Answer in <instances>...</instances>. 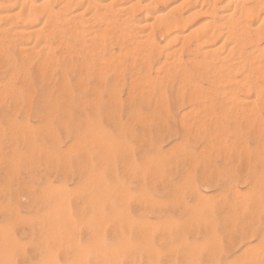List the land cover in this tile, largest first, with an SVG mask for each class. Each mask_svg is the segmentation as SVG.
Instances as JSON below:
<instances>
[{"label":"rangeland","instance_id":"obj_1","mask_svg":"<svg viewBox=\"0 0 264 264\" xmlns=\"http://www.w3.org/2000/svg\"><path fill=\"white\" fill-rule=\"evenodd\" d=\"M40 1H42V0H40ZM58 1L59 0L49 1L50 2L49 5L51 4L50 7L51 6L57 7L58 3H59ZM177 1H179V0H177ZM183 1H185V0H183ZM191 1H192V3H191ZM207 1H209V0H206V2ZM214 1L216 2L217 0H214ZM214 1L210 0L209 1L210 3L207 2L208 3L207 4L204 1L202 2V0H196V1L195 0H189V1L187 0L185 3H183L184 5L182 4L183 5L182 10H179V12L180 11L187 12L188 10L191 9V7H192V9H195V7H196L195 10H197L199 8L198 13L199 12L201 13V14L199 13L200 15H198V13L196 12L192 16L193 18H196V19L194 20L193 18H191V21H189V24L187 25V27L184 30V32L186 31L185 33H187L188 31L194 30L195 33L191 34L192 36L190 35V36L185 38L186 44L187 45L189 44L188 47L191 46V47H193L194 50H195L196 43L198 44V40H200V39L203 40L205 34H208L209 31H211V29H212L211 25H213V23H211V21H210L212 16L209 14L210 12H208V10L213 11L212 7H214L216 5V6H218L217 8L219 9L218 13H221L222 10L219 7L225 4V0H218L217 1L218 3L217 2L215 3ZM120 2H122V1L120 0ZM85 3L87 4L86 1L83 3L80 2L79 5H82L81 6L82 9L79 8V10L83 11L86 8V13H87L89 9L87 10V6L84 5ZM152 3H153L152 5H154V3H155L154 0H152ZM156 3L153 6V8L155 10L157 9V11H159V12L161 11L160 13H163V12L165 13V11H167L166 9L171 8V7H169L171 3H169L168 1H167V3L166 2L160 3L158 1ZM190 3L192 5H189ZM193 3H195V4H193ZM199 3H201V7H200ZM212 3H213V5L215 3V5L212 6ZM252 3H253V0H247L245 4H252ZM210 4L212 7L209 6ZM156 5L158 7H155ZM186 5H189L188 8ZM83 6H86V7H83ZM217 8H216V10H217ZM99 9H100V10H98L99 13L102 12V10H103V12H106V11H104V9H101V8H99ZM137 9H138V7L133 10L131 15H134L135 17L140 18L143 15H142L141 9L140 10L139 9L137 10ZM200 10H202V11H200ZM90 12L87 13L88 15L84 13V15H86L84 20H83L84 23L83 22L80 23V24H83V26L78 24V28H84L85 27V28H88L90 30L84 28L86 31L84 30L85 33H82L83 29H81L78 33L80 34V32H81L82 35L80 34V35H78L79 37H77V39L79 38L77 40V43L80 42L79 44L83 45V43H81V42H82V40L85 39V42L86 41L87 42L84 44L86 47H88V48L90 47V49L86 48V50H84V49H82L81 45L78 44L76 46L77 43H75L73 41V39H71V37L70 38L66 37L67 39L68 38L71 39V40L68 39V41H70L69 42L70 44H72V42L74 44L75 49H72V51H74L72 53H70L68 51L67 53L61 52L62 53L61 54V53H58L57 51H55L54 53L51 51V52H49L50 53L49 54L48 52L46 53L45 51L44 52H42V51L35 52V51H30L28 49L29 50L28 52H30L31 54H34V53L35 54L37 53V54L30 56L31 55L30 53L29 54L25 53L26 54L25 55L19 51V46L21 44V41H23L22 43L24 44V43H30L33 40L28 41V40L22 39L20 37H18L19 40H17V38L16 39L13 38V36L15 37L16 35H11V33H8L5 30H3L2 29L3 25H1V24H4V22L0 21L1 22L0 28L2 29V32H0V38H1V41H3V43L0 41V45H1L0 50H2L1 47H3V49H4V50H2V52L0 51L1 53H4V54H0L1 55L0 56V58H1L0 59V65H2V67H0V96H1L0 97V264H51V263L52 264H264V180H263L264 179V176H263L264 175L263 174L264 173V158H263L264 157V149H263L264 147L261 146V142H260L261 138H262V140H264L263 139L264 138V130L261 131V129H260L261 127L259 128L260 124H262L264 121V116L263 115H256L257 121H258L259 116L261 117V118L259 117V120L263 119L262 123H260V121H259V122H257L258 124L256 123V121L253 122L255 119L251 120L252 115H247V117L245 116L246 120L243 118V115H242V119H241V115L237 116V117H239L240 120L236 117V115H233V117H232L233 122L230 121L231 120L230 116H232V115H230V116L228 115L230 118L227 117V119H226L227 122L224 121L225 119H223V118L221 120H219L221 118V116L220 115H219L220 117L218 115L215 116V114H218V112H216V111L221 110V107L223 106L222 104L225 101L226 97H224L225 95H223V98H221L222 97L221 96L220 98L223 100L220 102L219 96L221 94H224V93L220 92L221 93L220 94L218 92L216 94H220V95L216 96L215 92H217L218 88L220 90L224 89L223 91H225V88H227V90L229 89V86L227 83H226L225 87L220 86L221 84L222 85L225 84V83L223 84V81H222V83L220 81L224 76L222 71H221V73L223 76H221V73H219V72L218 73L220 75L215 73L216 75L219 76V78L217 77L218 80L216 78H214V77H216L214 74L210 73L211 71L213 73H214V71H216V70H210V69H213V67L215 65L217 67L219 62H217V60H212L215 58V57L212 58V56L206 58V56L202 52H200V53L198 52V55H195V53L194 54L192 53L193 55L190 53H187L186 51H188V50L185 47L184 39H180L179 40L180 42L177 41L176 44L173 43L172 45L170 44V46H168V47L174 46L171 48V51L174 52L175 51L174 49L175 48L178 49V46H181L180 44H181V42H183L184 45L182 44V47H179V49H178V51L180 50L182 54L179 53L180 51L179 52L175 51L174 53L171 52L172 53L171 56L169 55L170 59L167 58L169 60V62H168V60L167 61L164 60V58H166V52L165 51L167 50L166 47H167L169 41L168 42L166 41V40H168V33L166 32L164 34L165 31L163 32L164 29H162L163 26H162L161 20H154L152 17L149 18V22H148L149 24L147 23L148 28L151 27V24H153V21L155 23H158V24H155V23L153 24V26H155V28H153V26L151 27V30L155 29L152 31V33H151L150 28L148 29L146 27L143 28V31H142V28L141 29L137 28V31H135L136 29L134 30V28H135L134 26H132V28H131V26L130 27L127 26L129 30L131 28V31H129V30L127 31L126 24L122 25L121 21H120V23H119V21H118V23L116 21L115 24H113L112 26H114V27L117 25H119V26L117 28L112 27V32L116 31L117 33L119 32L120 34H117L116 32H114V33L111 32V34H113L112 35L113 37H114V35L121 36L123 33L128 34V37L123 34L124 35V36L122 35L123 38L122 37H119V38L121 40L122 39L124 40L125 38H127V41L130 43V42H133V40L139 36V33L136 34L137 32H140L141 35H143L144 32H145V34L150 32L151 34L150 33L147 34L146 37L152 35V38H153V39H150V37H148L149 40L147 38H146L147 40L144 38L145 41L143 42V45L137 46L138 48L137 47L135 48V49H137V50H135V52L133 50L132 53H129L130 55L129 54L126 55L125 54L126 52H124V51L122 53H120L121 50H120L119 46L116 44L117 42L115 40H113V41L108 40L107 41L106 39H108L109 37H106L105 35H104L105 37L102 36L103 38L100 37L101 34H98V35H100L99 37H98V35H93L95 33L91 32V31H94L95 29L94 30H91V29L96 28V27H97L96 30L99 27L103 28L106 26V24H105L106 22H104L105 19L103 16L101 18H99L98 15H94V18H92L93 16L89 15ZM91 13L94 14L93 11ZM113 13H111V15H114ZM177 13H178V10H177ZM177 13H173V14L176 15ZM203 13H205L207 16H205V14H203ZM115 14L116 15H114V16H115V18H117L115 20H120L119 17H121V15L118 12ZM107 15H105V17H108V18L111 17V16H109L110 13ZM88 16H90V17L88 18ZM97 16H98V18H97ZM194 16H196V17H194ZM37 19L39 20V26H41L44 23V19L42 17H40V19L38 17ZM92 19H94V20L92 21ZM96 19H101V20L99 21ZM207 19L208 20L210 19L209 20L210 22L207 21ZM102 20H103V23H101ZM151 20H153V21L150 23ZM157 21H159V22H157ZM86 22H88V23H86ZM203 22H205V23L203 24ZM98 23H100V24H98ZM201 23H202V25H201ZM90 24H91V26H93V25H95V26L91 27ZM199 24H200V28H199ZM46 25L48 26L49 24H46ZM57 25L59 26V24H57ZM47 26H45L44 28H47ZM123 27L125 29V32H124ZM1 29H0V31H1ZM47 29H44V31ZM120 29L121 30L123 29V30L118 31ZM138 29H140L141 31ZM144 29H145V31H144ZM104 30H106V28H104ZM109 30L111 31V28ZM109 30L105 31V33L107 32L106 35L110 34V32H108ZM87 31H88V33L86 34ZM101 31H102V29H101ZM97 32L99 33L100 30H98ZM153 33L155 35H153ZM8 34H10V36ZM111 34H110V36H111ZM4 35H6V36H4ZM86 35L88 37L90 36L89 37L90 39ZM141 35L138 38H140ZM118 36H115V38ZM129 36H131V37H129ZM191 37H193V38H191ZM9 38H10V40L12 39L11 42H9V43H12L11 45L16 44V41H18L17 45H14V48H13V46L9 47V43H8ZM92 38H93V40L95 38L96 41L95 40L92 41ZM13 39H15V43H14ZM80 39H81V41H80ZM150 40L153 43V45H151V43H149ZM202 40H201V42H203ZM89 41L92 44H90ZM98 41L99 42L101 41V43H97V44L94 43V42H98ZM114 41L116 43H114L115 45H112V47H111L110 43L114 42ZM194 41H196L195 44H194ZM105 42H106V44H105ZM107 42L109 44H107ZM6 43H8V44H6ZM125 43H126V41H125ZM159 43H160V46H159ZM5 44L8 46H6ZM101 44H102V46H101ZM111 44H113V43H111ZM127 44L128 43H126V45ZM144 44L146 47H144ZM157 44H158V46H157ZM177 44H179V45H177ZM94 45H96V46H94ZM97 45H100V47H102V48L104 47V48L103 49L99 48V46H97ZM105 45H107V46H105ZM4 46H6V47H4ZM15 46L16 47L18 46V47L16 48ZM92 46L95 48V50L99 49L98 52L95 53V50ZM109 46L111 47V49ZM156 46L159 47V48H156L157 52L155 51V48H154ZM162 46H164V47H162ZM8 47L9 48L12 47L13 48V49L11 48L12 51H9L10 49ZM143 47H144V49H143ZM77 48H78V51H77ZM83 48H84V45H83ZM148 48L149 49L153 48L154 50L152 51L151 49L149 50ZM160 48L162 49V51ZM100 50H103V51H100ZM111 50H112V52H111ZM118 50H120V52ZM84 51H86V53ZM88 51H90L91 54ZM139 51H141V52H139ZM143 51L145 52V55H144ZM219 51L220 50H218V52L216 54H220V56H222V51H220V53H219ZM40 52L43 53V54H41V57H40ZM79 52H80V54H79ZM100 52L102 54H100ZM149 52H150V55L148 54ZM152 52H154V53H152ZM21 53H22V55H21ZM176 53H178L180 55H176ZM46 54H49V55H46ZM66 54L70 58L68 56H66ZM99 54L103 55V56H99ZM118 54H119L120 58H119V56H117ZM122 54H123V56H122ZM152 54L153 55L155 54L154 57ZM9 55H10V57H9ZM137 55L139 58L137 57ZM173 55L175 57H173ZM190 55H192L191 57H193V58H191V57L189 58ZM25 56L27 57V59ZM49 56H50V59H49ZM51 56L53 58H51ZM88 56H93V57L91 58ZM128 56L131 58H129ZM215 56H218V55H215ZM2 57H4L5 60ZM29 57H33V58H29ZM63 57H64V59H65V57L68 58L67 61H66V59L64 60ZM104 57H106L105 58L106 61H105ZM111 57L113 58V60L110 59ZM126 57H128L129 59ZM19 58H21V59H19ZM55 58L59 59L62 64L58 63L59 61L57 60L58 61L57 62L55 60ZM88 58H91V59H88ZM99 58L102 59V60H100V63H98ZM137 58L139 59V61ZM176 58H178V60H179L178 62L176 61ZM180 58H181V60H180ZM202 58L206 61H203ZM73 59L75 60V62ZM79 59H80V61H79ZM119 59H121L120 60L121 62H119ZM132 59H134V60H132ZM190 59H192V60H190ZM198 59H199V61L200 60L201 61L199 62ZM9 60H11L12 62L10 63ZM50 60H51V62H50ZM62 60H63V62H62ZM71 60H73V61H71ZM86 60H87V62H84ZM108 60H110V62ZM147 60H149V61H147ZM171 60H173V61L171 62ZM27 61H29V62H27ZM53 61H55V63ZM68 61H69V63H68ZM78 61L80 63H82V62L83 63L80 64ZM115 61L116 62L118 61V63H117L118 65L116 64ZM133 61H135V62H133ZM164 61H166V62L164 63V65H162V63ZM193 61H195V63ZM197 61H198V64L201 63V64H199V67H198V64L196 63ZM39 62H41V64ZM48 62H50V63L48 64ZM146 62L148 63V66L147 65L145 66ZM149 62H150V65H149ZM173 62H174V64H172ZM63 63H64V67H62ZM110 63H112V64L110 65ZM160 63L162 65L160 67L161 69L158 67V66H160ZM178 63H180V64H178ZM6 64L8 65V67L6 66ZM69 64H71V65H69ZM114 64L117 66H115ZM128 64H129V66H128ZM157 64H159V65H157ZM176 64L178 65L179 70L177 69ZM21 65H23V66H21ZM41 65H42V67H41ZM108 65H109V67H107ZM124 65L126 67H128V69L125 68ZM194 65H196V67ZM205 65L208 69V72L210 70L209 73L212 75V76L209 75V80L211 78L210 82L208 81V78H207V80L206 79L205 80L200 79L203 76H205V78L208 77L207 74H209V73L204 72V71H206V70H204V69H206V67H203ZM39 66H40V68H39ZM46 66H47V68H46ZM93 66L94 67L97 66V68H94ZM99 66H101L100 67L101 69L99 68L100 71L98 69ZM121 66L125 70L120 69ZM184 66L187 68L182 69V68H185ZM5 67H7V68H5ZM21 67H23V68H21ZM43 67H45V68H43ZM67 67H68V69H66ZM69 67H70V69H69ZM91 67L93 68L94 73H93ZM102 67H103V69H102ZM110 67L111 68L115 67V69L113 68L114 71H113V69L111 70ZM118 67H119V69H117ZM15 68H16V70H14ZM32 68H33V70H32ZM62 68H64V69H62ZM157 68H159L160 70ZM52 69H54L55 72ZM61 69H62V71H59ZM80 69L82 70V73H81ZM146 69L148 70V72ZM170 69H172V71ZM181 69H182V72L186 74L185 77L183 76L184 74L181 72ZM19 70L20 71L22 70L21 71L22 73ZM96 70L99 71L100 73L96 72ZM108 70H110V71L108 72ZM177 70L179 72H177ZM188 70H189V72H188ZM44 71H46V72H44ZM85 71H87V72H85ZM102 71H105V72L101 73ZM161 71L162 72L164 71V73H162ZM200 71L201 72L203 71L204 73L202 72V75H201ZM48 72H49V74H48ZM60 72H62V74ZM71 72H73V74ZM172 72L173 73L175 72V74L173 76H171ZM187 72L189 74L191 73L192 75H194L195 73L196 74L194 76H192L191 74L189 75ZM13 73H15V74L13 75ZM106 73H107V75H106ZM176 73H178V74H176ZM8 74H11V75H8ZM26 74H27V76H25ZM37 74H38V76H36ZM65 74L67 75V77ZM82 74H83V76L84 75L85 76L82 77L81 76ZM103 74H104L105 80L102 77ZM109 74H111V75H109ZM16 75H17V78H16ZM168 75H170L169 78H168ZM28 76H29V78H28ZM61 76L65 77V78L60 79L59 77H61ZM156 76H158V77L160 76L159 77L160 81H159L158 77H156ZM162 76L164 78H162ZM187 76H189V77H187ZM198 76L200 78H198ZM236 76L238 78L239 75H236ZM21 77H25V78H21ZM76 77L78 78V80L75 82ZM174 77H175V79H174ZM183 77L186 79L181 80V79H183ZM11 78H13V79H11ZM143 78H146L151 82H149L148 80L143 79ZM165 78H167V79H165ZM21 79H24V80H21ZM92 79H93V81H92ZM98 79H100V80H98ZM155 79H157V80H155ZM214 79H216L217 81ZM25 80H26V82H25ZM84 80H85V82H84ZM114 80L116 81L115 83H113ZM201 80H202V82H201ZM61 81H63L62 85H61ZM143 81H147L148 83L147 82L145 83ZM157 81H159V82H157ZM211 81H213L214 84H212ZM81 82H82V84H81ZM103 82H104V84H103ZM155 82H157V83H155ZM160 82H161V84H160ZM185 82L186 83L188 82V83L186 84ZM39 83H41V84H39ZM116 83H117V85H116ZM163 83L165 86L163 85ZM193 83H195V84H193ZM196 83L200 87L196 86ZM215 83H216V85H215ZM7 84H8V86H7ZM59 84L61 85L62 88L65 87L63 89V91H61L62 88L59 89V87H60ZM79 84L81 86H79ZM141 84H143V85H141ZM180 84H181V86L183 84V86H186L188 88H183V86L181 87ZM22 85L23 86L25 85V86L23 87ZM30 85H31V87H29ZM98 85H100V87H98ZM140 85L142 86L141 88L143 90L141 88H139ZM201 85L203 86V88ZM9 86H11V87H9ZM18 86L21 89H19ZM68 86H70V87H68ZM143 86H145V87L143 88ZM191 86H195V87H197V89L195 87H193L195 89V90H193V88ZM204 86H208V87H204ZM215 86H218V87H215ZM2 87H3V89H2ZM66 87H68V88H66ZM101 87H102V89H101ZM113 87L115 88L116 91L114 90ZM131 87H132V89H131ZM211 87L214 89H211ZM146 88H148V89H146ZM200 88L202 89V91H200ZM221 88H223V89H221ZM57 89H59L60 91H58ZM78 89H80V90H78ZM94 89H95V91H94ZM162 89L165 91H163ZM182 89H184L185 91ZM191 89H192V92H191ZM207 89H208V92L205 91ZM215 89H216V91H215ZM134 90L136 92L138 91L139 93L138 92L136 93ZM196 90H197V92L200 91L201 93L202 92H206V94L208 93L209 95L207 94V99L204 100V99L198 98L195 100V102H193V99L196 98V97H194L195 93H196L194 91H196ZM220 90H218V91H220ZM209 91H210V93H209ZM145 92L147 93L148 97H147ZM165 92H166V94H164ZM176 92H178L180 95H182L184 93L183 94L184 96L181 97ZM188 92L191 95L188 94ZM211 92L214 93L213 94L214 96L211 95L212 94ZM134 93L136 95H134ZM68 94H70V95H68ZM91 94H92V96H91ZM98 94L100 97L99 100L97 99ZM139 94H142V95H140L141 98H138V97H140ZM192 94H194L193 97H192ZM204 94L205 93H203V96H204ZM29 95H31V96H29ZM131 95H132V98H131ZM188 95H189V97H188ZM196 95H198V93H196ZM12 96H13V98H12ZM143 96H144V100L142 99ZM203 96H202V98H204ZM107 97H108V99H107ZM205 97H206V95H205ZM208 97L212 103L214 100L215 101L217 100V102L214 101V103L212 104L210 101H207ZM163 98H165V99H163ZM188 98L192 102H190L188 100ZM13 99L16 101L13 102ZM47 99H48V101H47ZM199 99L202 101L199 102ZM2 100H4V101H2ZM54 100H55V102H54ZM87 100L90 102H88ZM164 100L166 101V106H165ZM49 101H51V102H49ZM83 101H85V102L83 103ZM181 101H182V104H181ZM27 102H29V103H27ZM209 102L211 103L212 106L214 104L216 105V103H217V105L219 104V106H217L218 109L216 111H215L216 106L212 107V110L215 112L211 111L210 113L211 114L214 113V115H212V116L209 115V118H208V115H206L207 118L204 115V118L208 119L207 122H203L202 119H204V118H201V117H203L201 113L200 114L197 113V116L195 115L196 113L193 114L198 119H196L193 116H192L193 117V119H192L191 114H190V117L188 115L183 120V118L185 116L182 117V115L186 111L189 112L188 111L189 109L191 110L190 106L195 105L194 106V108H195L196 106H198L197 103H199V105L201 107L202 106L204 107L206 104L208 105ZM7 103H9V104H7ZM12 103H14V104H12ZM96 103H97V105H96ZM203 103L205 105H203ZM220 103H221V105H220ZM115 104H116V106H115ZM6 105H8V106H6ZM207 105H206V107H207ZM211 105L209 106L210 107L209 111L211 110ZM93 106H95V108ZM200 106H198V108H201ZM14 108H16V109H14ZM208 108H206V109H208ZM192 109H193V107H192ZM209 111H208V113H209ZM113 112H115V113H113ZM151 112H153V113H151ZM53 113H54V115H53ZM208 113L207 112L204 113V111H203V114H208ZM84 114H85V116H84ZM125 114H127V115H125ZM50 115H52V116L50 117ZM149 115H152V116H149ZM199 115H201V116H199ZM188 117L190 118V120ZM152 118H153V121H152ZM156 118H158V119H156ZM147 119L149 122L147 121ZM199 119H200V122H202L204 124H208V121L210 119V122L208 125L211 124V127H213L212 124H214L215 122L217 123V121H218V124L215 123L216 125H220V123L227 125L226 127L224 126L226 129L221 126L222 128L225 129L224 134L220 130V128H221L220 126H218V130L216 128L217 126L213 127L212 129H213V131H217V133H219V136L223 137V135H224L225 136V137H223L224 139L226 137H231V138H227V139H229L230 144H227V142H229V141H226V140L223 141V139H221V140L217 139V138H219V136H217V137L215 136V138H213L215 135V132L213 133L211 131L210 126L208 128H206L207 125L206 126L203 124L197 125V126H201L202 128H204V127L206 128V129H202L201 127H199V128H201V130L198 128L200 130V132L198 131V129L197 130L194 129V128H196L195 127L196 125L194 123L196 121L198 122ZM215 119L216 120L218 119V120L214 122L213 120H215ZM233 119H235V120H233ZM243 119L245 122L243 121ZM248 119H250L251 121ZM126 120H128V121L125 122ZM236 120H237V122L240 121L239 126H237L238 123L236 122ZM10 121H13V122H10ZM25 121H27V122L25 123ZM132 121L134 123H132ZM162 121H163V123H162ZM187 121H188L187 125L189 124L188 127H190V129H191V130L189 129V131L187 130L188 127L186 126ZM204 121H206V120H204ZM221 121H223V122H221ZM189 122H191V123H189ZM197 122H196V124L200 123V122H198V123ZM248 122H251L249 124L256 123V126L258 125L257 126L258 129L256 128L255 124L254 125L252 124V126H254V127H252V129H250L249 127H251V125H249ZM83 123H84V125H82ZM161 123H162V125H161ZM244 123L245 124L247 123L246 126L248 128L245 126V128L243 129L242 124H244ZM182 124H184V126ZM232 124L236 125V128L238 131H236L235 126ZM18 125H19V127H18ZM49 125L52 128H50ZM262 125H264V124H262ZM40 126H42V127H40ZM146 126H148V127H146ZM13 127L14 128L16 127V130ZM45 127L47 130L45 129ZM192 127H194V128H192ZM214 128H216V130ZM39 129H41V130H39ZM182 129H183V131H182ZM193 129L196 131L197 135ZM253 129H254V131H253ZM61 130H62V132H61ZM192 130H193V132H192ZM202 130L203 131L206 130V131H204L205 133ZM230 130H233V132L230 133ZM246 130H248V131H246ZM48 131H49V133H48ZM241 131H243L242 135H241ZM244 131H246V134H244ZM29 132H31V133H29ZM54 132H55V134H54ZM184 132L187 134H185ZM208 132H210V134ZM251 132H253L254 134ZM257 132L259 133V135ZM191 133L192 134L194 133L195 135H191ZM225 133H227V134L230 133V134L225 135ZM233 133H234V135H233ZM247 133H248V135H247ZM231 134L233 135V138H232ZM243 134H244V136H246V137H244L245 140L243 139ZM171 135H172V137H171ZM182 135L184 136V138H182L183 137ZM200 135H201V137H200ZM208 135H213V137L208 136ZM54 136H55V138H54ZM234 136L237 137L238 140L242 139V140H240V142L242 144L244 143V145H242L241 143H239L240 144L239 145L238 141H236L237 138H235ZM14 137H15V140H13ZM89 137L91 139L93 138V140H91ZM205 137H208V138L211 137L210 139H216L218 142L216 140L215 141L213 140V142L211 141L212 142L211 146H209L208 144L206 145L205 142L209 143L210 139L207 142L208 139H206ZM117 138H118V140H117ZM185 138H187V139H185ZM51 139H53L54 141ZM97 139L99 140V142ZM102 139H103V141H102ZM233 139H236V140L233 141ZM107 140L110 143L107 142ZM92 141H94V142H92ZM111 141H112V143H111ZM246 141H248V142L246 143ZM14 142H16L15 143L16 145L14 144ZM89 142L91 145L89 144ZM220 142H224V144H221ZM254 142H255V144H254ZM256 143H258V144H256ZM246 144H248V145H246ZM70 145H71V149H70ZM212 145H215V146L212 147ZM216 145H218V146H216ZM241 145L244 147H240ZM254 145H256L257 147ZM76 146H78V147H76ZM79 146H81L82 148L81 147L79 148ZM101 146H103V148ZM108 146L110 148H108ZM207 146H209V147H207ZM219 146H220V148H219ZM231 146H233L232 147L233 152L229 153L230 150L232 151V149H230ZM238 146L240 147V150L242 152L239 149H237V148H239ZM246 146L247 147L249 146V147L247 148ZM28 147H30V148H28ZM222 147L223 148L225 147L226 149L225 148L222 149ZM255 147H256V149H255ZM106 148H108L111 152L110 151L108 152V150ZM124 148H126V150ZM130 148H131V150H130ZM206 148L207 149L210 148V149L207 150ZM257 148H258V150H257ZM36 149L38 151H36ZM104 149H105V152H104ZM220 149H222V150H220ZM227 149L228 150L230 149V150L228 151ZM247 149H248V151H247ZM259 149H260V151H259ZM202 150H204V154L202 153L203 152ZM217 150L221 154L219 156V158L217 155H215L218 153ZM238 150L240 151L239 153H241L243 155L244 160H243L242 156H240L241 154L238 153ZM243 150H245L244 152L246 154V157L243 154ZM249 150H250V153H249ZM252 150H254L255 153H253ZM199 151H200V153H199ZM246 151L249 155L248 156L249 159L247 157ZM26 152H28L29 154H27ZM129 152H131V154ZM180 152L182 154H180ZM222 152H223V155H222ZM225 152H226V154L228 152L229 157H228V154L227 155L224 154ZM207 153H208V155H207ZM233 154L235 157H237L239 154V156H238L239 158L238 157L235 158L234 156L231 157V155H233ZM261 154L263 157L260 156ZM104 155H106L107 158ZM200 155H201V157H200ZM210 155H212V156L215 155L216 157L215 156L212 157ZM224 155H226L225 158H224ZM256 155L260 156L261 158L257 157ZM24 156H26V157H24ZM222 157H223V159H222ZM226 157L230 161H228L226 159ZM250 157H253L252 160H255L254 157L256 158V160L253 161L254 163L251 162L252 160L250 159ZM240 158H242V160L244 161L243 163H245L244 167H243V163L240 160ZM246 158L248 161L246 160ZM258 158H259L260 162L257 161ZM83 159H85V160L83 161ZM152 159H153V165H152ZM30 160H32V161H30ZM147 160H149L150 162L148 161L149 162L148 163ZM188 160H189V162H188ZM237 160L240 162H238ZM245 160H246V162H245ZM229 162H231V163H229ZM26 163H28V164H26ZM110 163H111V165H110ZM252 163H253V165H252ZM257 163H259V165H257ZM26 165L28 167H26ZM154 165L156 166V168L153 167ZM160 166H162V167H160ZM226 166L228 167V169H226L227 168ZM158 167H160V168H158ZM88 168H90V169H88ZM157 168H158V170H157ZM230 168H234V169L231 170ZM261 168H263V169H261ZM208 169H210L211 172ZM155 170L157 171V173ZM224 170H225V172L227 171L226 173H224L225 175L222 174L224 172ZM230 170L232 171L231 172L232 176L229 175ZM219 171H220V174H219ZM192 172H194V173H192ZM204 173H206L207 175ZM214 173H215V175H214ZM232 173H234V175ZM187 174H188V176H186ZM150 175H152V176H150ZM93 176H94V178H93ZM254 176H255V178H254ZM258 177H259V180H261L262 182L258 181ZM96 179H98V180H96ZM232 181H233V183H231ZM257 182H258V184H257ZM104 184H105V186H104ZM252 184H253V186H252ZM259 185H260V188H259ZM232 187L237 189V190L239 189V192H241V193L240 194L239 193H236V194L231 193L230 190L233 189ZM234 190H233V192H234ZM237 190H235V192ZM241 194L243 196L244 195L245 196L243 197ZM122 195H123V199H122ZM235 196H237V197H235ZM130 197H131V199H130ZM203 197H205V198H203ZM198 198H199V200H198ZM153 199H154V201H153ZM206 199H207V201H206ZM143 202H144V204H143ZM196 203H197V205H195ZM239 204L240 205L242 204L243 206L242 205L239 206ZM250 205H252L251 206L252 208L250 207ZM198 206L201 208H198ZM231 206H233V207H231ZM18 217H19V219H18ZM145 222H147L148 224ZM151 222H152V224H151ZM149 225H151V226H149ZM151 227H154V228H151ZM225 227L227 229H225ZM146 228H147V230H146ZM151 229H153V230H151ZM246 229H248V230H246ZM149 230H150V232H149ZM243 230H244V232H243ZM109 231H110V233H109ZM249 231L251 234L249 233ZM261 232L263 233L262 236H261V234H262ZM246 233L249 234V237H247L248 234L245 236ZM244 236H245V239L243 240ZM195 243H196V245H195ZM58 245H60V246H58ZM248 245H249V248H248ZM196 247H198V248H196ZM251 248L253 250H251ZM258 251L259 252L261 251L260 254ZM241 253H244V255ZM195 254H196V256H195ZM258 254H259V256H258ZM167 255H168V257H167ZM248 257H250V258H248ZM234 258H236V259L234 260ZM247 258H248V260H247ZM191 259H193V260H191Z\"/></svg>","mask_w":264,"mask_h":264},{"label":"bare ground","instance_id":"obj_2","mask_svg":"<svg viewBox=\"0 0 264 264\" xmlns=\"http://www.w3.org/2000/svg\"><path fill=\"white\" fill-rule=\"evenodd\" d=\"M49 1H52V0H42V1H40V0H0V21H3L4 22V24H1V25H3L2 26V29L3 30H5L6 32H8V33H11V35H16L15 37L13 36V38H17V40H19L18 39V37H20V38H22V39H26V40H28V41H31V40H33V41H31L30 43H22L23 41H21V44H20V46H19V51L20 52H22L23 54H25V53H30V52H28L29 50L30 51H35V52H37V51H42V52H55V51H57L58 53H67L68 51L70 52V53H72V52H74V51H72V49H75V47H74V44H73V42H72V44H70L69 42L70 41H68V39L71 37V39H73V41L75 42V43H77V40L79 39H77V37H79L78 35H80L81 34V32H80V34L78 33L81 29H83V32L82 33H85V29H88V28H78V24H80L81 22H83V20H84V18H85V16L86 15H84V13L85 14H87L88 12H92L93 11V13L94 14H92L91 12H90V16H93L92 18H94V15H98L99 16V18H101L102 16L104 17V22H106L105 24H106V26L105 27H103V28H98L97 30H96V28H92L91 30H94V31H91V32H93V33H95V34H93V35H98V34H101V36L100 35H98V37L100 36V37H102V36H106V37H111L110 39L108 38V39H106L107 41L109 40V41H113V40H115L114 42H111V43H113V44H111L110 43V45H111V47H112V45H115L114 43H116L118 46H119V48H120V50H121V52H120V50H118L120 53H122L123 51L124 52H126L125 54L126 55H128L129 53H132V51L134 50V52H135V50H137V49H135L137 46H140V45H143V42L145 41V39L147 38L148 39V37H150V39H153L152 38V35H150V36H148V37H146V35L147 34H149V33H147V34H145V32H144V34L143 35H141L140 34V32H135L136 34H138L139 33V36L141 35V37L140 38H135L134 40H133V42H128L127 41V38H125L124 40L122 39H120L119 37H122L123 38V36L124 35H126L127 37H128V34H125V33H121L122 35L121 36H118V35H114V37L112 36L113 34H111V32H112V27H114V26H112L113 24H115V22L117 21V23H118V21H119V23H120V21L122 22L121 24L122 25H125L126 24V27L128 26V27H130L131 26V28H132V26H134L135 28H134V30L135 31H137V28H142V31H143V28L144 27H146V28H148L147 26V23L149 22V18L150 17H152L154 20H161L162 21V29H164L163 30V32H164V34L167 32L168 33V40H166L167 42L169 41V43H168V45H167V47H166V58H164V60H168V59H170L169 58V55L171 56V54L172 53H174L175 51L176 52H179L178 51V49H179V47H182V44H183V42H181V46H178V49L177 48H175L174 50V52L173 51H171V48L172 47H174V46H172V47H168V46H170V44L172 45L173 43H175L176 44V42L177 41H179L180 39H184V42L186 41L185 40V38L186 37H188V36H190L191 34H193V33H195L194 32V30H191V31H188L187 33H185L184 32V30H185V28L187 27V25L189 24V21H191V18H193L192 16L197 12L198 13V9L197 10H195L196 9V7H195V9H192V7H191V9L190 10H188L187 12H185V11H180L179 12V10H182V6L184 5L183 3H185L187 0H185V1H183V0H179V1H177V0H154V2L156 3L157 1L158 2H160V3H163V2H166L167 3V1L169 2V3H171L170 4V6L169 7H171V8H168V9H166L167 11H165V13L163 12V13H160L159 11H157V9L155 10L154 8H153V6L155 5V3H154V5H152L153 3H152V0L150 1V0H121L122 2H120V0H59L58 2V6L56 7H50V5H49ZM87 2V4L85 3L84 5H86L87 6V10H88V12L86 13V8H85V10H79V8H81V6L82 5H79L80 4V2L81 3H83V2ZM189 1V0H188ZM196 1V0H195ZM206 2V0H202V2ZM210 1V0H209ZM209 1H207V2H209ZM211 1H214V0H211ZM218 1V0H217ZM216 1V2H217ZM246 1L247 0H225V4L224 5H222V6H220L219 8H221V13H218V6H216L215 5V3H214V5H213V3H212V6H214V7H212L211 6V4L209 5V6H211L212 8H213V11L211 10V11H209L208 10V12H210L209 14L212 16L211 17V23H213V25H211V27H212V29H211V31H209V33L208 34H205V36H204V39L202 40V39H200V40H198V44L196 43V46H195V50L193 49V47H188V45L186 44V42H185V47H186V49L188 50V51H186L187 53H190V54H194L195 53V55H198V52L200 53V52H202L205 56H206V58L207 57H210V56H212V58H214V59H212V60H217V62H219L218 63V65H217V67H216V65L213 67V69H210V70H216V71H214V73L211 71L210 72V70H209V72L211 73V74H214L216 77H214V78H216L217 79V77L219 78V76L218 75H220L219 73H221V71L223 72V75H222V73H221V76H223V78L220 80L221 81V83H222V81H223V84L224 85H222L221 83V85L220 86H224L225 87V85H226V83L228 84V86H229V89L227 90V88H225V91H223L224 89L223 88H221V89H223V90H220L219 88H218V90H220V91H218L217 90V92H215V94L216 93H224V94H216V96H218V95H220L219 96V98L221 97V98H223V95H225L224 97H226L225 98V101L223 102V106L221 107V110L220 111H216L218 108H217V106H219V104L217 105V103H216V105L214 104L213 106H216L215 108V111L216 112H218V114H215V116H221V118L219 119V120H221L222 118L223 119H225L224 121H226V119H227V117H229L230 115H232V116H230L231 117V120L230 121H232V117H233V115H236V117L239 115H241V119H242V115H243V118L245 119L246 117H247V115H252L251 117V120L253 119H255L253 122H255L256 121V123L257 122H259L260 121V123H262V121H263V119L262 120H259V117H258V121L256 120V115H263L264 116V0H253V3L252 4H245L246 3ZM55 2V1H54ZM206 2V3H207ZM252 2V1H251ZM53 3V2H52ZM191 3H192V1H191ZM189 4V5H192V4ZM210 3V2H209ZM218 3V2H217ZM157 4V3H156ZM183 4V5H182ZM193 4H195V3H193ZM200 4V7H201V3H199ZM198 4V5H199ZM208 4V3H207ZM189 5H186L187 6V8H188V6ZM197 5V4H196ZM220 5V4H219ZM80 6V7H79ZM86 6H83V7H86ZM164 6V5H163ZM208 6V7H209ZM138 7V9L140 10L141 9V12H142V15L143 16H139L140 18H138V17H135L134 15H131L132 14V12H133V10L135 9V8H137ZM155 7H158L157 5L155 6ZM181 7V8H180ZM210 7V8H211ZM217 8V10H216V8ZM99 8H101V9H104V11H106V12H103V10H102V12H100L99 13V11L98 10H100ZM180 8V9H179ZM215 8V9H214ZM223 8V9H222ZM78 9V10H77ZM82 9V8H81ZM84 9V8H83ZM110 9V10H109ZM137 9V10H138ZM204 9V8H203ZM206 9V8H205ZM109 10V11H108ZM155 10V11H154ZM177 10H178V13H177ZM185 10V9H184ZM82 11V12H81ZM176 11V12H175ZM200 11H202V10H200ZM114 12V13H113ZM119 13L120 15H121V17H119V19L120 20H115V19H117V18H115V16L114 15H116L115 13ZM212 12V13H211ZM109 14L110 13V15L109 16H111V17H105V15H107V14ZM111 13H113L114 15H111ZM173 13H177L176 15H174ZM200 13V12H199ZM198 13V15H200ZM92 14V15H91ZM118 14V15H119ZM203 14H205V13H203ZM202 14V15H203ZM208 14V15H209ZM88 15V14H87ZM139 15V14H138ZM218 15V16H217ZM90 16H88V18L90 17ZM98 16H97V18H98ZM108 16V15H107ZM137 16V15H136ZM197 16V15H196ZM196 16H194V17H196ZM204 16V15H203ZM205 16H207L206 14H205ZM39 17V19H40V17H42L43 19H44V25L42 24L41 26H39V20L37 19ZM96 17V16H95ZM117 17V16H116ZM87 18V17H86ZM87 18V19H88ZM103 19V18H102ZM194 20L196 19V18H193ZM94 19H92V21H93ZM96 20H101V19H96ZM208 19H207V21H209ZM153 20H151L150 21V23L152 22ZM205 21V20H204ZM209 21V22H210ZM91 22V21H90ZM98 22V21H97ZM96 22V23H97ZM157 22H159V21H157ZM1 23V22H0ZM84 23V22H83ZM86 23H88V22H86ZM85 23V24H86ZM92 23V22H91ZM94 23V22H93ZM101 23H103V20H102V22ZM155 22L153 21V24H154ZM205 22H203V24H204ZM46 24H49L48 26L46 25ZM57 24H59V26L57 25ZM98 24H100V23H98ZM120 24V25H121ZM149 24V23H148ZM153 24H151V27L153 26ZM155 24H158V23H155ZM209 24V23H208ZM80 25H82L83 26V24H80ZM146 25V26H145ZM160 25V24H159ZM201 25H202V23H201ZM207 25V24H206ZM45 26H47V28H44ZM81 26V27H82ZM90 26H91V24H90ZM93 26H95V25H93ZM93 26H91V27H93ZM97 26V25H96ZM119 25H117V26H115L116 28L118 27ZM150 26V25H149ZM197 26V25H196ZM114 27V28H115ZM128 27L126 28L127 29V31L129 30L128 29ZM151 27H149L150 28V30H151ZM47 29V30H45L44 31V29ZM104 28H106V30H104ZM111 28V31L109 30ZM113 28V29H114ZM120 28V27H119ZM118 28V29H119ZM131 28H130V30L129 31H131ZM145 28V29H146ZM148 28V29H149ZM153 28H155V26H153ZM158 28V27H157ZM156 28V29H157ZM199 28H200V24H199ZM1 29V28H0ZM2 29H1V31L0 32H2ZM101 29H102V31H101ZM123 29H124V27H123ZM122 29V30H123ZM140 29H138V30H140ZM145 29H144V31H145ZM209 29V30H210ZM85 30V31H84ZM88 30H90V29H88ZM98 30H100V32L98 33L97 31ZM107 30H109L108 32H110V34H111V36H110V34L109 35H106V33H105V31H107ZM121 29L120 30H118V31H122ZM153 30H155V29H153ZM153 30H151V33H152V31ZM126 31V32H127ZM141 31V30H140ZM161 31V30H160ZM4 32V31H3ZM114 32H116V31H114ZM114 32H112V33H114ZM124 32H125V29H124ZM155 32V31H154ZM158 32V31H157ZM156 32V33H157ZM199 32V31H198ZM197 32V33H198ZM207 32V31H206ZM5 33V32H4ZM88 33V31L86 32V34ZM90 33V32H89ZM97 33V34H96ZM117 33V32H116ZM128 33V32H127ZM134 33V32H133ZM150 33V34H151ZM161 33V32H160ZM202 33V32H201ZM3 34V33H2ZM117 34H120L119 32L117 33ZM9 36H10V34H8ZM82 35V34H81ZM85 35V34H84ZM90 35V34H89ZM92 35V36H93ZM130 35V34H129ZM134 35V34H133ZM153 35H155L154 33H153ZM198 35V34H197ZM4 36H6V35H4ZM87 36V35H86ZM104 36V37H105ZM115 36H118V37H116L115 38ZM132 36V35H131ZM131 36H129V37H131ZM137 36V35H136ZM192 36V35H191ZM194 36V35H193ZM2 37V36H1ZM66 37H69L68 39L66 38ZM82 37V36H81ZM88 37V36H87ZM86 37V38H87ZM90 37V36H89ZM88 37V38H89ZM113 37V38H112ZM133 37V36H132ZM135 37V36H134ZM12 38V37H11ZM84 38V37H83ZM82 38V39H83ZM103 38V37H102ZM145 38V39H144ZM191 38H193V37H191ZM197 38V37H196ZM203 38V37H202ZM15 39H13L14 40V43H15ZM71 39H69V40H71ZM90 39V38H89ZM100 39V38H99ZM130 39V38H129ZM146 39V40H147ZM9 40H10V38H9ZM8 40V43L9 42H11V40L9 41ZM21 40V39H20ZM88 40V39H87ZM94 40L96 41V39L94 38ZM93 40V38H92V41H94ZM149 40V39H148ZM194 40V39H193ZM201 40L203 41V42H201ZM0 41H1V38H0ZM7 41V40H6ZM80 41H81V39H80ZM104 41V40H103ZM125 41H126V43H128L127 45H126V43H125ZM155 41V40H154ZM153 41V42H154ZM200 41V42H199ZM2 43H3V41H1ZM5 42V41H4ZM17 42L18 41H16V44H14V45H17ZM87 42V41H86ZM85 42V39L84 40H82V42L81 43H83V45H84V48H83V45H81V44H79V43H77L76 44V46L79 44V45H81L82 46V49H84V50H86V48H88V47H86L85 46V44L84 43H86ZM149 42V41H148ZM180 42V41H179ZM195 42L196 41H194V44H195ZM8 43H6V44H8ZM89 43H90V41H89ZM94 43H101V41L99 42H94ZM93 43V44H94ZM125 43V44H124ZM146 43V42H145ZM149 43H151V45H153V43L151 42V40H150V42ZM156 43V42H155ZM190 43V42H189ZM5 44V45H6ZM12 43H9V47L10 46H13V48H14V45H11ZM90 44H92V43H90ZM104 44V43H103ZM105 44H106V42H105ZM107 44H109L108 42H107ZM147 44V43H146ZM167 44V43H166ZM88 45V44H87ZM150 45V44H149ZM150 45V46H151ZM156 45V44H155ZM177 45H179V44H177ZM184 45V44H183ZM1 46V45H0ZM6 46H8V45H6ZM6 46H4V47H6ZM94 46H96V45H94ZM97 46H99V48H102V47H100V45H97ZM101 46H102V44H101ZM104 46V45H103ZM105 46H107V45H105ZM149 46V47H150ZM157 46H158V44H157ZM154 47L155 48V51H156V48H159V47ZM159 46H160V43H159ZM8 47V48H9ZM16 47V46H15ZM18 47V46H17ZM16 47V48H17ZM79 47V46H78ZM93 47V46H92ZM110 47V46H109ZM111 47H110V49H111ZM142 47V46H141ZM140 47V48H141ZM144 47H146L145 46V44H144ZM144 47H143V49H144ZM152 47V46H151ZM162 47H164V46H162ZM184 47V46H183ZM12 48V47H11ZM11 48H9L10 50L9 51H12V49ZM81 48V47H80ZM94 48V47H93ZM97 48V47H96ZM104 48V47H103ZM102 48V49H103ZM138 48V47H137ZM1 49L2 50H4L3 49V47H1ZM7 49V48H6ZM29 49V50H28ZM81 49V50H82ZM88 49H90V47L88 48ZM109 49V48H108ZM118 49V48H117ZM116 49V50H117ZM147 49V48H146ZM149 49V48H148ZM152 51L154 50L153 48H150ZM149 49V50H150ZM161 49V48H160ZM165 49V48H164ZM181 49V48H180ZM2 50H0L1 52H2ZM92 50V49H91ZM94 50H95V48H94ZM93 50V51H94ZM97 50V49H96ZM95 50V53L96 52H98V50L96 51ZM106 50V49H105ZM182 50V49H181ZM218 50H220V51H222V56H220V54H216L217 52H218ZM18 51V50H17ZM18 51V52H19ZM77 51H78V48H77ZM76 51V52H77ZM100 51H103V50H100ZM142 51V50H141ZM141 51H139V52H141ZM154 51V52H155ZM160 51V50H159ZM158 51V52H159ZM161 51H162V49H161ZM220 51H219V53H220ZM0 52V54H4V53H1ZM5 52V51H4ZM7 52V51H6ZM19 52V53H20ZM56 52V53H57ZM85 53H86V51H84ZM88 52H90V51H88ZM111 52H112V50H111ZM133 52V53H134ZM154 52H152V53H154ZM157 52V51H156ZM155 52V53H156ZM172 52V53H171ZM22 53H21V55H22ZM34 53V52H33ZM39 53V52H38ZM61 53V54H62ZM110 53V52H109ZM119 53V54H120ZM143 53H144V55H145V52L143 51ZM180 54H182L181 53V51L179 52ZM197 53V54H196ZM13 54V53H12ZM27 54V55H28ZM31 54V53H30ZM37 54V53H36ZM35 53L34 54H31L30 56H32V55H36ZM41 54H43V53H41L40 52V57H41ZM50 54V53H49ZM49 54H46V55H49ZM75 54V53H74ZM79 54H80V52H79ZM83 54V53H82ZM90 54H91V52H90ZM100 54H102L101 52H100ZM99 54V56H103V55H100ZM117 54V53H116ZM119 54L117 55V56H119ZM124 54V55H125ZM139 54V53H138ZM149 55H150V52L148 53ZM158 54V53H157ZM180 54H178V53H176V55H180ZM192 54V55H193ZM26 55V54H25ZM58 55V54H57ZM60 55V54H59ZM73 55V54H72ZM71 55V56H72ZM77 55V54H76ZM75 55V56H76ZM93 55V54H92ZM130 55V54H129ZM143 55V56H144ZM147 55V54H146ZM153 55V54H152ZM155 55V54H154ZM154 55H153V57H154ZM159 55V54H158ZM192 55H190L189 56V58L192 56ZM215 55H218V56H215ZM1 56V55H0ZM29 56V55H28ZM44 56V55H43ZM42 56V57H43ZM66 56H68L67 54H66ZM113 56V55H112ZM122 56H123V54H122ZM5 57V56H4ZM4 57H2V58H4ZM7 57V56H6ZM9 57H10V55H9ZM26 57V56H25ZM58 57V56H57ZM69 57V56H68ZM85 57V56H84ZM88 57H93V56H88ZM129 57V56H128ZM128 57H126V58H128ZM134 57V56H133ZM137 57H138V55H137ZM141 57V56H140ZM165 57V56H164ZM173 57H175L174 55H173ZM179 57V56H178ZM199 57V56H198ZM24 58V57H23ZM29 58H33V57H29ZM46 58V57H45ZM51 58H53L52 56H51ZM70 58V57H69ZM72 58V57H71ZM87 58V57H86ZM91 58H88V59H91ZM102 58V57H101ZM106 57H104V59H105ZM118 58V57H117ZM119 58H120V56H119ZM129 58H131V57H129ZM128 58V59H129ZM139 58V57H138ZM137 58V59H138ZM147 58V57H146ZM156 58V57H155ZM168 58V59H167ZM182 58V57H181ZM181 58H180V60H181ZM191 58H193V57H191ZM195 58V57H194ZM204 58V57H203ZM202 58V60L203 61H206V60H204ZM205 58V59H206ZM1 59V58H0ZM9 59V58H8ZM13 59V58H12ZM19 59H21V58H19ZM25 59V58H24ZM26 59H27V57H26ZM49 59H50V56H49ZM63 59H64V57H63ZM65 59H66V61H67V59L68 58H66L65 57ZM64 59V60H65ZM81 59V58H80ZM80 59H79V61H80ZM94 59V58H93ZM109 59V58H108ZM110 59H112L113 60V58L111 57ZM127 59V60H128ZM148 59V58H147ZM150 59V58H149ZM4 60H5V58H4ZM15 60V59H14ZM40 60V59H39ZM43 60V59H42ZM41 60V61H42ZM54 60V59H53ZM55 60L58 62V63H60V64H62L61 63V61L59 60V59H56L55 58ZM74 60V59H73ZM73 60H71V61H73ZM84 60V59H83ZM82 60V61H83ZM96 60V59H95ZM100 60H102V59H100L99 58V60H98V63H100ZM118 60V59H117ZM121 59H119V62H121L120 61ZM132 60H134V59H132ZM143 60V59H142ZM190 60H192V59H190ZM194 60V59H193ZM197 60V59H196ZM10 61V63L12 62L11 60H9ZM78 61V62H79ZM92 61V60H91ZM105 61H106V59H105ZM109 62H110V60H108ZM129 61V60H128ZM138 61H139V59H138ZM141 61V60H140ZM144 61V60H143ZM147 61H149V60H147ZM166 61H164L163 63H162V65H164V63L166 62ZM173 60H171V62H172ZM176 61L178 62L179 60H178V58H176ZM175 61V62H176ZM198 61H199V59H198ZM198 61L196 62L197 64H198ZM201 61V60H200ZM199 61V62H200ZM202 61V62H203ZM6 62V61H5ZM14 62V61H13ZM27 62H29V61H27ZM50 62H51V60H50ZM50 62H48V64L50 63ZM54 63H55V61H53ZM62 62H63V60H62ZM65 62V61H64ZM74 62H75V60H74ZM84 62H87V60L86 61H84ZM89 62V61H88ZM103 62V61H102ZM108 62V63H109ZM116 62V61H115ZM125 62V61H124ZM131 62V61H130ZM129 62V63H130ZM133 62H135V61H133ZM168 62H169V60H168ZM181 62V61H180ZM189 62V61H188ZM194 63H195V61H193ZM38 63V62H37ZM40 64H41V62H39ZM44 63V62H43ZM68 63H69V61H68ZM80 63V62H79ZM83 63V62H82ZM82 63H80V64H82ZM90 63V62H89ZM93 63V62H92ZM106 63V62H105ZM118 63V61L116 62V64ZM184 63V62H183ZM204 63V62H203ZM207 63V62H206ZM205 63V64H206ZM23 64V63H22ZM53 64V63H52ZM51 64V65H52ZM74 64V63H73ZM85 64V63H84ZM83 64V65H84ZM112 63H110V65H111ZM124 64V63H123ZM139 64V63H138ZM141 64V63H140ZM172 64H174V62L172 63ZM178 64H180V63H178ZM190 64V63H189ZM196 64V65H197ZM199 64H201V63H199ZM199 64H198V67H199ZM5 65V64H4ZM13 65V64H12ZM11 65V66H12ZM25 65V64H24ZM29 65V64H28ZM43 65V64H42ZM42 65H41V67H42ZM69 65H71V64H69ZM86 65V64H85ZM91 65V64H90ZM96 65V64H95ZM106 65V64H105ZM104 65V66H105ZM115 65V64H114ZM118 65V64H117ZM117 65H115V66H117ZM120 65V64H119ZM148 66V63L146 62V64H145V66ZM149 65H150V62H149ZM157 65H159V64H157ZM161 65V63H160V66H158L159 68L162 66ZM169 65V64H168ZM177 65V64H176ZM182 65V64H181ZM196 65H194L195 67H196ZM6 66L8 67V65L6 64ZM20 66V65H19ZM21 66H23V65H21ZM38 66V65H37ZM44 66V65H43ZM54 66V65H53ZM68 66V65H67ZM125 66V65H124ZM128 66H129V64H128ZM140 66V65H139ZM183 66V65H182ZM208 66V65H207ZM212 66V65H211ZM0 67H2V65H0ZM7 67H5V68H7ZM29 67V66H28ZM62 67H64V63H63V66ZM66 67V66H65ZM74 67V66H73ZM76 67V66H75ZM82 67V66H81ZM87 67V66H86ZM94 67V66H93ZM101 66H99L98 67V69L100 68ZM107 67H109V65L107 66ZM143 67V66H142ZM171 67V66H170ZM174 67V66H173ZM177 67V69H178V65L176 66ZM185 67V66H184ZM203 67H206V65L205 66H203ZM202 67V68H203ZM21 68H23V67H21ZM39 68H40V66H39ZM43 68H45V67H43ZM46 68H47V66H46ZM50 68V67H49ZM56 68V67H55ZM92 68V67H91ZM94 68H97V66L96 67H94ZM106 68V67H105ZM104 68V69H105ZM111 68V67H110ZM114 69H115V67H113ZM113 68H111V70L113 69ZM125 68H127L128 69V67H126L125 66ZM148 68V67H147ZM155 68V67H154ZM159 68H157V69H159ZM175 68V67H174ZM173 68V69H174ZM182 68V67H181ZM187 67H185V68H182V69H186ZM201 68V69H202ZM13 69V68H12ZM38 69V68H37ZM51 69V68H50ZM62 69H64V68H62ZM62 69L61 70H59V71H62ZM66 69H68V67L66 68ZM69 69H70V67H69ZM78 69V68H77ZM83 69V68H82ZM101 69V68H100ZM100 69H99V71H100ZM102 69H103V67H102ZM108 69V68H107ZM114 69H113V71H114ZM117 69H119V67L117 68ZM120 69H124V68H122V66H121V68ZM144 69V68H143ZM161 69V68H160ZM159 69V70H160ZM182 69H181V72H182ZM241 71H240V70ZM14 70H16V68L14 69ZM32 70H33V68H32ZM44 70V69H43ZM47 70V69H46ZM53 71H54V69H52ZM84 70V69H83ZM106 70V69H105ZM125 70V69H124ZM147 70V69H146ZM171 71H172V69H170ZM179 70V69H178ZM177 70V72H179ZM190 70V69H189ZM189 70H188V72H189ZM198 70V69H197ZM204 70H206V71H204V72H208V69H207V67H206V69H204ZM239 70V71H238ZM9 71V70H8ZM20 71V70H19ZM22 71V70H21ZM20 71V72H21ZM30 71V70H29ZM42 71V70H41ZM58 71V70H57ZM64 71V70H63ZM70 71V70H69ZM68 71V72H69ZM72 71V70H71ZM80 71H81V73H82V70L80 69ZM92 71H93V68H92ZM91 71V72H92ZM99 71H97L96 70V72H99ZM110 70H108V72H109ZM118 71V70H117ZM199 71V70H198ZM37 72V71H36ZM40 72V71H39ZM44 72H46V71H44ZM43 72V73H44ZM55 72V71H54ZM65 72V71H64ZM63 72V73H64ZM85 72H87V71H85ZM90 72V73H91ZM95 72V73H96ZM103 72H105V71H102L101 73H103ZM112 72V71H111ZM110 72V73H111ZM147 72H148V70H147ZM162 72V71H161ZM187 72V73H188ZM203 72V71H202ZM202 72L200 71V73H201V75H202ZM203 72V73H204ZM208 72V73H209ZM219 72V73H218ZM12 73V72H11ZM22 73V72H21ZM20 73V74H21ZM30 73V72H29ZM52 73V72H51ZM50 73V74H51ZM59 73V72H58ZM61 74H62V72H60ZM72 74H73V72H71ZM79 73V72H78ZM89 73V74H90ZM93 73H94V71H93ZM100 73V72H99ZM162 73H164V71L162 72ZM161 73V74H162ZM183 73V72H182ZM207 74L208 75V77H206L205 78V76H203V77H199L198 76V78H200V79H206L207 80V78H208V81L210 82V80H211V78H210V80H209V75L210 76H212L211 74ZM218 74V75H216V74ZM237 73V74H236ZM15 73H13V75H14ZM48 74H49V72H48ZM85 74V73H84ZM92 74V73H91ZM112 74V73H111ZM111 74H109V75H111ZM147 74V73H146ZM145 74V75H146ZM172 74V75H171ZM170 75L171 76H173L174 74H175V72L173 73H171ZM176 74H178V73H176ZM184 74V75H183ZM182 75L185 77V73H183ZM189 74V73H188ZM191 74V73H190ZM189 74V75H190ZM196 74V73H195ZM194 74V75H195ZM198 74V73H197ZM206 74V73H205ZM204 74V75H205ZM8 75H11V74H8ZM18 75V74H17ZM17 75H16V78H17ZM55 75V74H54ZM66 75V74H65ZM87 75V74H86ZM95 75V74H94ZM99 75V74H98ZM106 75H107V73H106ZM138 75V74H137ZM156 75V74H155ZM158 75V74H157ZM167 75V74H166ZM170 75H168V78H169V76ZM192 75V74H191ZM194 75H192V76H194ZM199 75V74H198ZM236 75H239L238 76V78H237V76ZM23 76V75H22ZM25 76H27V74L25 75ZM31 76V75H30ZM36 76H38V74L36 75ZM40 76V75H39ZM82 77H84L83 76V74L81 75ZM80 76V77H81ZM180 76V75H179ZM191 76V77H192ZM197 76V75H196ZM13 77V76H12ZM41 77V76H40ZM39 77V78H40ZM45 77V76H44ZM66 77H67V75H66ZM88 77V76H87ZM97 77V76H96ZM103 79L105 78L104 77V74H103ZM141 77V76H140ZM153 77V76H152ZM156 77H158V76H156ZM160 77V76H159ZM159 77H158V79H159ZM181 77V76H180ZM183 77V79H181V80H184V79H186V78H184ZM187 77H189V76H187ZM21 78H25V77H21ZM28 78H29V76H28ZM60 79L61 78H65V77H63V76H61V77H59ZM86 78V77H85ZM84 78V79H85ZM100 78V77H99ZM118 78V77H117ZM139 78V77H138ZM137 78V79H138ZM147 78V77H146ZM146 78H143V79H146ZM162 78H164L163 76H162ZM221 78V77H220ZM11 79H13V78H11ZM82 79V78H81ZM101 79V78H100ZM100 79H98V80H100ZM113 79V78H112ZM165 79H167V78H165ZM174 79H175V77H174ZM216 79H214V80H216ZM15 80V79H14ZM21 80H24V79H21ZM50 80V79H49ZM78 80V78L76 77V80H75V82ZM83 80V79H82ZM87 80V79H86ZM105 80V79H104ZM139 80V79H138ZM146 80H148V79H146ZM153 80V79H152ZM155 80H157V79H155ZM202 80H201V82H202ZM213 80V81H214ZM218 80V79H217ZM216 80V81H217ZM8 81V80H7ZM39 81V80H38ZM54 81V80H53ZM59 81V80H58ZM66 81V80H65ZM92 81H93V79H92ZM96 81V80H95ZM94 81V82H95ZM102 81V80H101ZM149 81V80H148ZM159 81H160V79H159ZM159 81H157V82H159ZM174 81V80H173ZM186 81V80H185ZM192 81V80H191ZM196 81V80H195ZM198 81V80H197ZM213 81H211L212 82V84H214V82ZM10 82V81H9ZM25 82H26V80H25ZM50 82V81H49ZM52 82V81H51ZM60 82V81H59ZM62 82L63 81H61V85H62ZM74 82V83H75ZM84 82H85V80H84ZM83 82V83H84ZM99 82V81H98ZM116 81L114 80V82L113 83H115ZM120 82V81H119ZM143 82H147V81H143ZM149 82H151V81H149ZM157 82H155V83H157ZM164 82V81H163ZM189 82V81H188ZM187 82V83H188ZM55 83V82H54ZM53 83V84H54ZM68 83V82H67ZM96 83V82H95ZM118 83V82H117ZM117 83H116V85H117ZM124 83V82H123ZM148 83V82H147ZM154 83V82H153ZM186 83V82H185ZM186 83V84H187ZM191 83V82H190ZM21 84V83H20ZM39 84H41V83H39ZM81 84H82V82H81ZM103 84H104V82H103ZM102 84V85H103ZM122 84V83H121ZM130 84V83H129ZM160 84H161V82H160ZM178 84V83H177ZM176 84V85H177ZM184 84V83H183ZM183 84H182V86H183ZM193 84H195V83H193ZM192 84V85H193ZM210 84V83H209ZM219 84V83H218ZM60 85V84H59ZM61 85H60V87H59V89L60 88H62L61 87ZM76 85V84H75ZM84 85V84H83ZM131 85V84H130ZM141 85H143V84H141ZM140 85V87L139 88H141L142 86ZM163 85H164V83H163ZM189 85V84H188ZM191 85V84H190ZM211 85V84H210ZM215 85H216V83H215ZM7 86H8V84H7ZM23 86V85H22ZM25 86V85H24ZM23 86V87H24ZM79 86H81L80 84H79ZM86 86V85H85ZM119 86V85H118ZM139 86V85H138ZM165 86V85H164ZM180 86H181V84H180ZM181 86V87H182ZM196 86H199L197 83H196ZM202 86V85H201ZM212 86V85H211ZM9 87H11V86H9ZM13 87V86H12ZM15 87V86H14ZM22 87V88H23ZM29 87H31V85L29 86ZM68 87H70V86H68ZM68 87H66V88H68ZM98 87H100V85H98ZM129 87V86H128ZM145 86H143V88H144ZM149 87V86H148ZM159 87V86H158ZM179 87V86H178ZM192 88L193 87H195V86H191ZM190 87V88H191ZM200 87V86H199ZM204 87H208V86H204ZM215 87H218V86H215ZM18 88H19V86H18ZM49 88V87H48ZM57 88V87H56ZM65 88V87H64ZM64 88H62L61 89V91H63V89ZM88 88V87H87ZM91 88V87H90ZM93 88V87H92ZM114 88V87H113ZM135 88V87H134ZM133 88V89H134ZM183 88H188V87H186V86H183ZM196 89H197V87H195ZM202 88H203V86H202ZM2 89H3V87H2ZM19 89H21V88H19ZM59 89H57L58 91H60ZM101 89H102V87H101ZM112 89V88H111ZM110 89V90H111ZM117 89V88H116ZM131 89H132V87H131ZM130 89V90H131ZM142 89V88H141ZM146 89H148V88H146ZM164 89V88H163ZM162 89V90H163ZM209 89V88H208ZM208 89L207 90H205V91H207L208 92ZM211 89H214V88H212L211 87ZM26 90V89H25ZM35 90V89H34ZM50 90V89H49ZM48 90V91H49ZM67 90V89H66ZM65 90V91H66ZM78 90H80V89H78ZM109 90V91H110ZM113 90V89H112ZM111 90V91H112ZM114 90H115V88H114ZM118 90V89H117ZM143 90V89H142ZM145 90V89H144ZM151 90V89H150ZM153 90V89H152ZM161 90V91H162ZM182 90H184V89H182ZM181 90V91H182ZM193 90H195L194 88H193ZM17 91V90H16ZM68 91V90H67ZM94 91H95V89H94ZM98 91V90H97ZM101 91V90H100ZM99 91V92H100ZM107 91V90H106ZM116 91V90H115ZM132 91V90H131ZM135 91V90H134ZM163 91H165V90H163ZM162 91V92H163ZM185 91V90H184ZM189 91V90H188ZM200 91H202V89L200 88ZM197 92V90L196 91H194V92H196V93H198V95H196V93H195V96L194 97H196V98H194L193 99V102H195V100L196 99H198V98H201V99H207V94H206V92ZM215 91H216V89H215ZM9 92V91H8ZM11 92V91H10ZM21 92V91H20ZM31 92V91H30ZM69 92V91H68ZM78 92V91H77ZM136 92V91H135ZM138 92V91H137ZM136 92V93H137ZM147 92V91H146ZM145 92V93H146ZM149 92V91H148ZM180 92V91H179ZM190 92V91H189ZM188 92V94H190ZM191 92H192V89H191ZM6 93V92H5ZM13 93V92H12ZM139 93V92H138ZM142 93V92H141ZM151 93V92H150ZM176 93H178V92H176ZM203 93H205L204 94V96H203ZM209 93H210V91H209ZM212 93V92H211ZM115 94V93H114ZM156 94V93H155ZM164 94H166V92L164 93ZM179 94V93H178ZM184 94V93H183ZM180 95L181 97H183L184 95ZM214 93H212L211 95H213ZM9 95V94H8ZM13 95V94H12ZM33 95V94H32ZM68 95H70V94H68ZM67 95V96H68ZM134 95H136L135 93H134ZM133 95V96H134ZM140 95H142V94H139V96ZM146 95H147V93H146ZM150 95V94H149ZM158 95V94H157ZM177 95V94H176ZM191 95V94H190ZM193 95L194 94H192V97H193ZM205 95H206V97H205ZM209 95V94H208ZM29 96H31V95H29ZM91 96H92V94H91ZM109 96V95H108ZM138 96V95H137ZM156 96V95H155ZM202 96L204 97V98H202ZM214 96V95H213ZM1 97V96H0ZM6 97V96H5ZM16 97V96H15ZM70 97V96H69ZM114 97V96H113ZM147 97H148V95H147ZM151 97V96H150ZM164 97V96H163ZM178 97V96H177ZM188 97H189V95H188ZM12 98H13V96H12ZM81 98V97H80ZM90 98V97H89ZM99 94H98V97H97V99L99 100ZM112 98V97H111ZM131 98H132V95H131ZM138 98H141V96L140 97H138ZM155 98V97H154ZM180 98V97H179ZM212 98V97H211ZM220 98V102L223 100V99H221ZM6 99V98H5ZM9 99V98H8ZM11 99V98H10ZM56 99V98H55ZM77 99V98H76ZM107 99H108V97H107ZM122 99V98H121ZM120 99V100H121ZM129 99V98H128ZM136 99V98H135ZM142 99L144 100V96L142 97ZM146 99V98H145ZM157 99V98H156ZM163 99H165V98H163ZM177 99V98H176ZM7 100V99H6ZM57 100V99H56ZM91 100V99H90ZM159 100V99H158ZM162 100V99H161ZM188 100L190 101V102H192L189 98H188ZM187 100V101H188ZM203 100V101H204ZM2 101H4V100H2ZM16 100H14L13 99V102H15ZM42 101V100H41ZM47 101H48V99H47ZM88 101V100H87ZM95 101V100H94ZM142 101V100H141ZM163 101V100H162ZM165 101V100H164ZM178 101V100H177ZM202 100H200L199 99V102H201ZM207 101H210L211 102V100L209 99V97H208V100ZM206 101V102H207ZM215 101V100H214ZM214 101H213V103H214ZM39 102V101H38ZM49 102H51V101H49ZM54 102H55V100H54ZM75 102V101H74ZM85 101H83V103H84ZM88 102H90V101H88ZM98 102V101H97ZM110 102V101H109ZM116 102V101H115ZM143 102V101H142ZM146 102V101H145ZM208 103V105H207V107H206V105L203 103V105H205L203 108L199 105V103H197V105L198 106H200L201 108H198V106H196L195 108H194V106L195 105H193V106H190V108H191V110L189 109L188 111L189 112H185V113H183V115H182V117H184L183 118V120L189 115V117H190V114H191V118L193 119V117H195L196 118V116H197V113H201L202 114V116L203 117H201V118H204V115H205V117L207 118V116L206 115H208V118H209V115H214V113L213 112H215V111H213L212 110V105H211V103ZM215 102H217V100L215 101ZM27 103H29V102H27ZM48 103V102H47ZM117 103V102H116ZM125 103V102H124ZM153 103V102H152ZM188 103V102H187ZM212 103V104H213ZM7 104H9V103H7ZM12 104H14V103H12ZM11 104V105H12ZM55 104V103H54ZM94 104V103H93ZM99 104V103H98ZM156 104V103H155ZM154 104V105H155ZM181 104H182V101H181ZM190 104V103H189ZM192 104V103H191ZM56 105V104H55ZM82 105V104H81ZM96 105H97V103H96ZM129 105V104H128ZM211 105V110L209 111V109H210V106ZM220 105H221V103H220ZM6 106H8V105H6ZM18 106V105H17ZM52 106V105H51ZM115 106H116V104H115ZM158 106V105H157ZM165 106H166V101H165ZM178 106V105H177ZM189 106V105H188ZM11 107V106H10ZM49 107V106H48ZM55 107V106H54ZM66 107V106H65ZM94 108H95V106H93ZM120 107V106H119ZM153 107V106H152ZM155 107V106H154ZM192 107H193V109H192ZM209 107V108H208ZM47 108V107H46ZM79 108V107H78ZM97 108V107H96ZM158 108V107H157ZM165 108V107H164ZM206 108H208V109H206ZM14 109H16V108H14ZM30 109V108H29ZM93 109V108H92ZM156 109V108H155ZM163 109V108H162ZM161 109V110H162ZM59 110V109H58ZM107 110V109H106ZM153 110V109H152ZM160 110V111H161ZM165 110V109H164ZM169 110V109H168ZM167 110V111H168ZM12 111V110H11ZM28 111V110H27ZM60 111V110H59ZM94 111V110H93ZM92 111V112H93ZM144 111V110H143ZM155 111V110H154ZM159 111V110H158ZM202 111V112H201ZM203 111H204V113H208V111H209V113L211 112V111H213L212 113L213 114H203ZM206 111V112H205ZM47 112V111H46ZM96 112V111H95ZM130 112V111H129ZM12 113V112H11ZM17 113V112H16ZM27 113V112H26ZM33 113V112H32ZM55 113V112H54ZM54 113H53V115H54ZM68 113V112H67ZM70 113V112H69ZM79 113V112H78ZM113 113H115V112H113ZM119 113V112H118ZM151 113H153V112H151ZM196 113V114H195ZM65 114V113H64ZM98 114V113H97ZM129 114V113H128ZM167 114V113H166ZM193 114H195L196 116H194ZM96 115V114H95ZM125 115H127V114H125ZM147 115V114H146ZM155 115V114H154ZM169 115V114H168ZM225 115V116H224ZM229 115V116H228ZM49 116V115H48ZM52 115H50V117H51ZM84 116H85V114H84ZM148 116V115H147ZM149 116H152V115H149ZM193 116V117H192ZM199 116H201V115H199ZM219 116V117H220ZM224 116V117H223ZM246 116V117H245ZM29 117V116H28ZM65 117V116H64ZM162 117V116H161ZM172 117V116H171ZM188 117V118H189ZM229 117V118H230ZM235 117V116H234ZM254 117V118H253ZM26 118V117H25ZM55 118V117H54ZM60 118V117H59ZM63 118V117H62ZM61 118V119H62ZM155 118V117H154ZM194 118V119H195ZM200 118V117H199ZM206 118H204V119H202L203 120V122H207V120L208 119H206ZM238 119H239V117H237ZM250 118V117H249ZM261 118V117H260ZM28 119V118H27ZM48 119V118H47ZM46 119V120H47ZM67 119V118H66ZM90 119V118H89ZM115 119V118H114ZM131 119V118H130ZM133 119V118H132ZM142 119V118H141ZM146 119V118H145ZM144 119V120H145ZM156 119H158V118H156ZM196 119H198V118H196ZM195 119V120H196ZM236 119V118H235ZM235 119H233V120H235ZM237 119V120H238ZM244 119H243V121H244ZM23 120V119H22ZM26 120V119H25ZM65 120V119H64ZM150 120V119H149ZM181 120V119H180ZM189 120H190V118H189ZM194 120V121H195ZM201 120V121H202ZM204 120H206V121H204ZM212 120V119H211ZM218 120V119H217ZM216 119L215 120H213L214 122L215 121H217ZM237 120H236V122H237ZM240 120V119H239ZM246 120V119H245ZM248 120H250V119H248ZM250 120V121H251ZM18 121V120H17ZM50 121V120H49ZM66 121V120H65ZM84 121V120H83ZM82 121V122H83ZM128 120H126L125 122H127ZM135 121V120H134ZM147 121H148V119H147ZM152 121H153V118H152ZM160 121V120H159ZM186 121V120H185ZM212 121V122H213ZM229 121V122H230ZM242 121V120H241ZM10 122H13V121H10ZM27 121H25V123H26ZM47 122V121H46ZM149 122V121H148ZM147 122V123H148ZM155 122V121H154ZM182 122V121H181ZM197 122V121H196ZM196 122L194 123L196 126V128H194V127H192V128H194V129H198L199 127H201V126H197V125H207L206 126V128H208L209 126H210V128H211V131L214 133L215 132V135H214V137H213V135H208V136H211V137H213V138H215V136L217 137V136H219V133H217V131H213V127H215V126H217L216 128H217V130H218V126H222V127H226L227 125H224V124H222V123H220V125H216V124H218V121H217V123L215 124H212L213 125V127H211V124L210 125H208L209 124V122H210V119H209V121H208V124H204V123H202V122H200V119L198 120V122H200V123H198V124H196ZM221 122H223V121H221ZM227 122V121H226ZM233 122V121H232ZM235 122V123H236ZM239 122L240 121H238L237 123H238V125L237 126H239ZM245 122V121H244ZM18 123V122H17ZM24 123V124H25ZM45 123V122H44ZM49 123V122H48ZM132 123H134L133 121H132ZM137 123V122H136ZM153 123V122H152ZM162 123H163V121H162ZM162 123H161V125H162ZM187 123H188V121L186 122V126L188 127V125H187ZM189 123H191V122H189ZM236 123V124H237ZM242 123V122H241ZM249 123H251V122H248V124ZM256 123H254L255 124V126H256ZM31 124V123H30ZM29 124V125H30ZM40 124V123H39ZM57 124V123H56ZM87 124V123H86ZM85 124V125H86ZM140 124V123H139ZM142 124V123H141ZM144 124V123H143ZM185 124V123H184ZM184 124H182L183 126H184ZM193 124V123H192ZM230 124V123H229ZM228 124V125H229ZM253 124V123H252ZM252 124H249V125H251V127H249L250 129H252V127H254V126H252ZM253 124V125H254ZM258 124V123H257ZM262 124H264V121H263V123ZM262 124H260V126H259V128L261 129V131H263L264 130V125H262ZM14 125V124H13ZM28 125V126H29ZM41 125V124H40ZM46 125V124H45ZM64 125V124H63ZM82 125H84V123L82 124ZM146 125V124H145ZM181 125V126H182ZM232 125H234V124H232ZM247 125V123L245 124H242V126H243V129L245 128V126ZM26 126V125H25ZM38 126V125H37ZM57 126V125H56ZM142 126V125H141ZM193 126V125H192ZM235 126V129H236V131H238L237 130V128H236V125H234ZM258 126V125H257ZM256 126V128L258 129V127ZM11 127V126H10ZM18 127H19V125H18ZM23 127V126H22ZM40 127H42V126H40ZM49 127H50V125H49ZM63 127V126H62ZM146 127H148V126H146ZM204 127V126H203ZM219 127V128H220ZM220 128V130L223 132V134H224V130L226 129L225 127V129L224 128ZM231 127V126H230ZM233 127V126H232ZM247 127V126H246ZM14 128V127H13ZM50 128H52V127H50ZM80 128V127H79ZM125 128V127H124ZM144 128V127H143ZM182 128V127H181ZM180 128V129H181ZM184 128V127H183ZM202 128V127H201ZM201 128H199L200 130H201ZM205 127L204 128H202V129H206ZM216 128H214L215 130H216ZM242 128V127H241ZM240 128V129H241ZM248 128V127H247ZM15 130H16V127L14 128ZM45 129H46V127H45ZM55 129V128H54ZM189 129H190V127H188V131H189ZM193 129V130H194ZM198 129V131L200 132V130ZM223 129V130H222ZM39 130H41V129H39ZM47 130V129H46ZM52 130V129H51ZM86 130V129H85ZM119 130V129H118ZM129 130V129H128ZM163 130V129H162ZM169 130V129H168ZM191 130V129H190ZM193 130H192V132H193ZM209 130V129H208ZM18 131V130H17ZM20 131V130H19ZM26 131V130H25ZM146 131V130H145ZM182 131H183V129H182ZM186 131V130H185ZM203 131V130H202ZM204 131H206V130H204ZM203 131V132H204ZM246 131H248V130H246ZM246 131H244V134H246ZM253 131H254V129H253ZM260 131V132H261ZM21 132V131H20ZM32 132V131H31ZM31 132H29V133H31ZM47 132V131H46ZM56 132V131H55ZM55 132H54V134H55ZM61 132H62V130H61ZM187 132V131H186ZM194 132L196 133V131L194 130ZM198 132V133H199ZM228 132V131H227ZM233 132V130H230V133H232ZM15 133V132H14ZM48 133H49V131H48ZM57 133V132H56ZM185 133V132H184ZM188 133V132H187ZM187 133H185V134H187ZM205 133V132H204ZM209 134H210V132H208ZM218 135H217V134ZM230 133H225V135L227 134V135H229ZM242 133H243V131H241V135H242ZM251 133H253V132H251ZM256 133V132H255ZM258 133V132H257ZM21 134V133H20ZM46 134V133H45ZM83 134V133H82ZM164 134V133H163ZM174 134V133H173ZM201 134V133H200ZM244 134H243V139H244V137H246V136H244ZM254 134V133H253ZM49 135V134H48ZM191 135H195L194 133L192 134L191 133ZM196 135H197V133H196ZM202 135V134H201ZM201 135H200V137H201ZM233 135H234V133H233ZM233 135L231 134V136H232V138H233ZM247 135H248V133H247ZM258 135H259V133H258ZM14 136V135H13ZM17 136V135H16ZM30 136V135H29ZM40 136V135H39ZM51 136V135H50ZM176 136V135H175ZM183 136V135H182ZM203 136V135H202ZM91 137V136H90ZM89 137V138H90ZM93 137V136H92ZM171 137H172V135H171ZM196 137V136H195ZM199 137V136H198ZM197 137V138H198ZM211 137H205L206 139H208L207 140V142L209 141V139L211 138ZM221 136H219V138H217V139H219V140H221V139H223V141H229V139H227V138H231V137H226L225 139L223 138V137H225L224 135H223V137H221ZM235 137V136H234ZM21 138V137H20ZM53 138V137H52ZM54 138H55V136H54ZM116 138V137H115ZM114 138V139H115ZM140 138V137H139ZM182 138H184V136L182 137ZM235 138H237V137H235ZM242 138V137H241ZM31 139V138H30ZM77 139V138H76ZM91 139V138H90ZM107 139V138H106ZM185 139H187V138H185ZM264 139V138H263ZM13 140H15V137L13 138ZM17 140V139H16ZM21 140V139H20ZM51 140H53V139H51ZM91 140H93V138L91 139ZM98 140V139H97ZM96 140V141H97ZM117 140H118V138H117ZM205 140V139H204ZM213 140L215 141L216 139H210V141H209V143H206L205 142V144L207 145H209V146H211V144H212V142H213ZM234 140H236V139H233V141ZM240 140H242V139H239L238 140V138H237V140L236 141H238V144L239 143H241L240 142ZM245 140V139H244ZM247 140V139H246ZM258 140V139H257ZM22 141V140H21ZM54 141V140H53ZM102 141H103V139H102ZM105 141V140H104ZM185 141V140H184ZM212 141V142H211ZM217 141V140H216ZM18 142V141H17ZM84 142V141H83ZM92 142H94V141H92ZM98 142H99V140H98ZM107 142H109L108 140H107ZM124 142V141H123ZM218 142V141H217ZM245 142V141H244ZM248 141H246V143H247ZM261 146H263L264 147V140H262V138H261ZM16 142H14V144H15ZM72 143V142H71ZM110 143V142H109ZM111 143H112V141H111ZM191 143V142H190ZM221 144H224V142H220ZM232 143V142H231ZM34 144V143H33ZM54 144V143H53ZM89 144H90V142H89ZM186 144V143H185ZM227 144H230V141L229 142H227ZM242 144V143H241ZM254 144H255V142H254ZM256 144H258V143H256ZM16 145V144H15ZM78 145V144H77ZM83 145V144H82ZM91 145V144H90ZM109 145V144H108ZM158 145V144H157ZM177 145V144H176ZM240 145V144H239ZM242 145H244V143L242 144ZM240 146V147H244V146ZM246 145H248V144H246ZM31 146V145H30ZM75 146V145H74ZM104 146V145H103ZM103 146H101L102 148H103ZM129 146V145H128ZM127 146V147H128ZM145 146V145H144ZM209 146H207V147H209ZM213 146H215V145H212V147ZM216 146H218V145H216ZM234 146V145H233ZM233 146H231V148L230 149H232V147ZM236 146V145H235ZM254 146H256V145H254ZM32 147V146H31ZM36 147V146H35ZM54 147V146H53ZM69 147V146H68ZM76 147H78V146H76ZM81 146H79V148H80ZM96 147V146H95ZM124 147V146H123ZM122 147V148H123ZM211 147V148H212ZM227 147V146H226ZM239 147V146H238ZM240 147L239 148H237V149H239L240 150ZM247 147V146H246ZM249 147V146H248ZM247 147V148H248ZM257 147V146H256ZM256 147H255V149H256ZM28 148H30V147H28ZM37 148V147H36ZM75 148V147H74ZM82 148V147H81ZM108 148H110L109 146H108ZM108 148H106L107 150H108V152L110 151ZM188 148V147H187ZM219 148H220V146H219ZM225 148V147H224ZM223 147H222V149H224ZM229 148V147H228ZM254 148V147H253ZM259 148V147H258ZM258 148H257V150H258ZM69 149V148H68ZM70 149H71V145H70ZM69 149V150H70ZM125 150H126V148H124ZM129 149V148H128ZM202 149V148H201ZM207 149V148H206ZM208 149H210V148H208ZM207 149V150H208ZM222 149H220V150H222ZM226 149V148H225ZM229 149V150H230ZM254 149V150H255ZM264 149V148H263ZM40 150V149H39ZM75 150V149H74ZM80 150V149H79ZM103 150V149H102ZM130 150H131V148H130ZM192 150V149H191ZM196 150V149H195ZM215 150V149H214ZM219 150V149H218ZM217 150V154H215V155H217L218 156V158H219V156L221 155L220 153H219V151ZM228 150V149H227ZM228 150V151H229ZM238 150V153L241 151H239ZM246 150V149H245ZM245 150H243V154L245 155V157H246V154H245ZM254 150H252V152L253 153H255L254 152ZM35 151V150H34ZM36 151H38L37 149H36ZM54 151V150H53ZM84 151V150H83ZM157 151V150H156ZM189 151V150H188ZM198 151V150H197ZM203 151V152H202ZM201 152L204 154V150H202ZM216 151V150H215ZM224 151V150H223ZM247 151H248V149H247ZM247 151H246V153H247ZM259 151H260V149H259ZM57 152V151H56ZM104 152H105V149H104ZM111 152V151H110ZM128 152V151H127ZM214 152V151H213ZM221 152V151H220ZM233 152V149H232V151L230 150V152L229 153H232ZM235 152V151H234ZM242 152V151H241ZM257 152V151H256ZM27 154H29L28 152H26ZM86 153V152H85ZM130 154H131V152H129ZM176 153V152H175ZM199 153H200V151H199ZM198 153V154H199ZM206 153V152H205ZM215 153V152H214ZM249 153H250V150H249ZM23 154V153H22ZM113 154V153H112ZM153 154V153H152ZM180 154H182L181 152H180ZM211 154V153H210ZM219 154V155H218ZM224 154H226V152L224 153ZM227 154H228V152H227ZM226 154V155H227ZM239 154H241V153H239ZM239 154H238V156H239ZM24 155V154H23ZM207 155H208V153H207ZM206 155V156H207ZM215 155H213V156H215ZM222 155H223V152H222ZM226 155H224V158H225V156ZM258 155V154H257ZM256 155V156H257ZM33 156V155H32ZM31 156V157H32ZM104 156H106V155H104ZM150 156V155H149ZM210 156H212V155H210ZM212 156V157H213ZM234 156V154L233 155H231V157H233ZM237 156V155H236ZM237 156V157H238ZM240 156H242V158H243V155L241 154ZM249 155H248V153H247V157H248ZM255 156V157H256ZM261 157H263L262 156V154L260 155ZM260 156H257V157H260ZM24 157H26V156H24ZM52 157V156H51ZM68 157V156H67ZM90 157V156H89ZM97 157V156H96ZM186 157V156H185ZM200 157H201V155H200ZM204 157V156H203ZM202 157V158H203ZM209 157V156H208ZM216 157V156H215ZM214 157V158H215ZM228 157H229V154H228ZM230 157V158H231ZM235 157V156H234ZM237 157H235V158H237ZM254 157V159L256 160V158ZM260 157V158H261ZM106 158H107V156H106ZM131 158V157H130ZM189 158V157H188ZM191 158V157H190ZM205 158V157H204ZM213 158V159H214ZM229 158V159H230ZM239 158V157H238ZM242 158H240V160L242 161V163L244 162L243 160H244V158H243V160H242ZM252 158L253 157H250V159L252 160ZM264 158V157H263ZM262 158V159H263ZM48 159V158H47ZM86 159V158H85ZM85 159H83V161L85 160ZM96 159V158H95ZM102 159V158H101ZM144 159V158H143ZM155 159V158H154ZM194 159V158H193ZM196 159V158H195ZM199 159V158H198ZM210 159V158H209ZM222 159H223V157H222ZM226 159H227V157H226ZM232 159V158H231ZM248 159H249V157H248ZM261 159V160H262ZM27 160V159H26ZM64 160V159H63ZM68 160V159H67ZM66 160V161H67ZM105 160V159H104ZM157 160V159H156ZM228 160V159H227ZM236 160V159H235ZM246 160H247V158H246ZM246 160H245V162H246ZM250 160V161H251ZM255 160H252L251 162H253V161H255ZM30 161H32V160H30ZM89 161V160H88ZM101 161V160H100ZM146 161V160H145ZM149 160H147V162H148ZM197 161V160H196ZM208 161V160H207ZM212 161V160H211ZM225 161V160H224ZM228 161H230V160H228ZM238 161V160H237ZM248 161V160H247ZM257 161H259V158H258V160ZM256 161V162H257ZM263 161V160H262ZM108 162V161H107ZM132 162V161H131ZM135 162V161H134ZM146 162V163H147ZM150 162V161H149ZM148 162V163H149ZM164 162V161H163ZM188 162H189V160H188ZM236 162V161H235ZM238 162H240V161H238ZM255 162V163H256ZM260 162V161H259ZM66 163V162H65ZM64 163V164H65ZM126 163V162H125ZM193 163V162H192ZM191 163V164H192ZM199 163V162H198ZM209 163V162H208ZM229 163H231V162H229ZM254 163V162H253ZM253 163H252V165H253ZM26 164H28V163H26ZM30 164V163H29ZM33 164V163H32ZM128 164V163H127ZM132 164V163H131ZM158 164V163H157ZM188 164V163H187ZM227 164V163H226ZM234 164V163H233ZM232 164V165H233ZM244 164L245 163H243V167H244ZM251 164V163H250ZM86 165V164H85ZM110 165H111V163H110ZM152 165H153V159H152ZM214 165V164H213ZM230 165V164H229ZM235 165V164H234ZM242 165V164H241ZM257 165H259V163H257ZM87 166V165H86ZM89 166V165H88ZM98 166V165H97ZM102 166V165H101ZM104 166V165H103ZM151 166V165H150ZM149 166V167H150ZM231 166V165H230ZM246 166V165H245ZM26 167H28L27 165H26ZM85 167V166H84ZM107 167V166H106ZM113 167V166H112ZM111 167V168H112ZM153 167H155L156 168V166L154 165ZM160 167H162V166H160ZM160 167H158V168H160ZM227 167V166H226ZM225 167V168H226ZM235 167V166H234ZM240 167V166H239ZM136 168V167H135ZM143 168V167H142ZM158 168H157V170H158ZM26 169V168H25ZM88 169H90V168H88ZM108 169V168H107ZM144 169V168H143ZM218 169V168H217ZM226 169H228V167L226 168ZM231 170H233L234 168H230ZM261 169H263V168H261ZM260 169V170H261ZM66 170V169H65ZM112 170V169H111ZM129 170V169H128ZM163 170V169H162ZM209 171H210V169H208ZM207 170V171H208ZM229 171L230 172V174L229 175H231V172L232 171ZM242 170V169H241ZM259 170V169H258ZM156 171V170H155ZM218 171V170H217ZM262 171V170H261ZM109 172V171H108ZM133 172V171H132ZM140 172V171H139ZM145 172V171H144ZM211 172V171H210ZM222 172V171H221ZM227 172V171H226ZM225 172V170H224V172L222 173V174H224V173H226ZM64 173V172H63ZM111 173V172H110ZM148 173V172H147ZM156 173H157V171H156ZM155 173V174H156ZM185 173V172H184ZM192 173H194V172H192ZM216 173V172H215ZM215 173H214V175H215ZM261 173V172H260ZM133 174V173H132ZM144 174V173H143ZM150 174V173H149ZM204 174H206V173H204ZM219 174H220V171H219ZM233 175H234V173H232ZM264 174V173H263ZM262 174V175H263ZM14 175V174H13ZM146 175V174H145ZM159 175V174H158ZM207 175V174H206ZM213 175V174H212ZM213 175V176H214ZM218 175V174H217ZM225 175V174H224ZM236 175V174H235ZM256 175V174H255ZM66 176V175H65ZM64 176V177H65ZM139 176V175H138ZM144 176V175H143ZM142 176V177H143ZM150 176H152V175H150ZM149 176V177H150ZM186 176H188V174L186 175ZM185 176V177H186ZM232 176V175H231ZM238 176V175H237ZM264 176V175H263ZM262 176V177H263ZM99 177V176H98ZM141 177V176H140ZM145 177V176H144ZM192 177V176H191ZM226 177V176H225ZM93 178H94V176H93ZM147 178V177H146ZM189 178V177H188ZM193 178V177H192ZM211 178V177H210ZM209 178V179H210ZM254 178H255V176H254ZM122 179V178H121ZM182 179V178H181ZM223 179V178H222ZM263 179V178H262ZM92 180V179H91ZM96 180H98V179H96ZM148 180V179H147ZM211 180V179H210ZM257 180V179H256ZM264 180V179H263ZM94 181V180H93ZM203 181V180H202ZM207 181V180H206ZM205 181V182H206ZM213 181V180H212ZM258 181H260V182H262L261 180H259V177H258ZM85 182V181H84ZM91 182V181H90ZM95 182V181H94ZM126 182V181H125ZM210 182V181H209ZM97 183V182H96ZM95 183V184H96ZM120 183V182H119ZM187 183V182H186ZM228 183V182H227ZM231 183H233V181L231 182ZM254 183V182H253ZM183 184V183H182ZM208 184V183H207ZM235 184V183H234ZM256 184V183H255ZM257 184H258V182H257ZM83 185V184H82ZM97 185V184H96ZM209 185V184H208ZM62 186V185H61ZM84 186V185H83ZM104 186H105V184H104ZM175 186V185H174ZM227 186V185H226ZM252 186H253V184H252ZM251 186V187H252ZM258 186V185H257ZM262 186V185H261ZM64 187V186H63ZM194 187V186H193ZM250 187V188H251ZM256 187V186H255ZM77 188V187H76ZM101 188V187H100ZM183 188V187H182ZM181 188V189H182ZM233 188V187H232ZM259 188H260V185H259ZM53 189V188H52ZM66 189V188H65ZM78 189V188H77ZM235 188H233V189H229L230 191H231V193H234V194H236V193H241V192H239V189L237 190V189H235V190H237L236 192H235V190H234ZM262 189V188H261ZM49 190V189H48ZM92 190V189H91ZM233 190H234V192H233ZM255 190V189H254ZM50 191V190H49ZM48 191V192H49ZM69 191V190H68ZM225 191V190H224ZM227 191V190H226ZM247 191V190H246ZM253 191V190H252ZM82 192V191H81ZM130 192V191H129ZM138 192V191H137ZM251 192V191H250ZM249 192V193H250ZM262 192V191H261ZM186 193V192H185ZM248 193V194H249ZM252 193V192H251ZM42 194V193H41ZM86 194V193H85ZM245 194V193H244ZM82 195V194H81ZM180 195V194H179ZM242 195V194H241ZM200 196V195H199ZM214 196V195H213ZM212 196V197H213ZM240 196V195H239ZM243 196V195H242ZM245 196V195H244ZM243 196V197H244ZM145 197V196H144ZM143 197V198H144ZM208 197V196H207ZM211 197V198H212ZM235 197H237V196H235ZM241 197V196H240ZM247 197V196H246ZM252 197V196H251ZM120 198V197H119ZM203 198H205V197H203ZM242 198V197H241ZM61 199V198H60ZM122 199H123V195H122ZM130 199H131V197H130ZM180 199V198H179ZM184 199V198H183ZM139 200V199H138ZM148 200V199H147ZM176 200V199H175ZM198 200H199V198H198ZM204 200V199H203ZM239 200V199H238ZM253 200V199H252ZM41 201V200H40ZM141 201V200H140ZM153 201H154V199H153ZM180 201V200H179ZM206 201H207V199H206ZM37 202V201H36ZM124 202V201H123ZM138 202V201H137ZM146 202V201H145ZM194 202V201H193ZM205 202V201H204ZM85 203V202H84ZM149 203V202H148ZM154 203V202H153ZM184 203V202H183ZM201 203V202H200ZM238 203V202H237ZM143 204H144V202H143ZM155 204V203H154ZM182 204V203H181ZM243 204V203H242ZM241 204V205H242ZM195 205H197V203L195 204ZM210 205V204H209ZM237 205V204H236ZM240 204H239V206H241ZM141 206V205H140ZM243 206V205H242ZM246 206V205H245ZM252 205H250V207H251ZM256 206V205H255ZM145 207V206H144ZM190 207V206H189ZM197 207V206H196ZM207 207V206H206ZM231 207H233V206H231ZM88 208V207H87ZM198 208H201V207H199L198 206ZM252 208V207H251ZM140 209V208H139ZM138 209V210H139ZM236 209V208H235ZM239 209V208H238ZM237 209V210H238ZM62 210V209H61ZM78 210V209H77ZM248 210V209H247ZM92 211V210H91ZM193 211V210H192ZM255 212V211H254ZM250 213V212H249ZM232 214V213H231ZM16 215V214H15ZM150 215V214H149ZM49 216V215H48ZM91 216V215H90ZM14 217V216H13ZM18 219H19V217H18ZM147 219V218H146ZM248 219V218H247ZM256 219V218H255ZM16 220V219H15ZM233 220V219H232ZM249 221V220H248ZM247 221V222H248ZM255 221V220H254ZM156 222V221H155ZM226 222V221H225ZM235 222V221H234ZM73 223V222H72ZM145 223H147V222H145ZM184 223V222H183ZM144 224V223H143ZM148 224V223H147ZM151 224H152V222H151ZM179 224V223H178ZM146 225V224H145ZM228 225V224H227ZM232 225V224H231ZM255 225V224H254ZM149 226H151V225H149ZM148 226V227H149ZM155 227V226H154ZM154 227H151V228H154ZM158 227V226H157ZM223 227V226H222ZM230 227V226H229ZM250 227V226H249ZM224 228V227H223ZM225 229H227L226 227H225ZM134 230V229H133ZM146 230H147V228H146ZM151 230H153V229H151ZM246 230H248V229H246ZM149 232H150V230H149ZM193 232V231H192ZM228 232V231H227ZM230 232V231H229ZM243 232H244V230H243ZM108 233V232H107ZM109 233H110V231H109ZM223 233V232H222ZM249 233H250V231H249ZM262 233V232H261ZM147 234V233H146ZM228 234V233H227ZM230 234V233H229ZM248 233H246L245 234V236L247 235ZM251 234V233H250ZM223 235V234H222ZM254 235V234H253ZM252 235V236H253ZM260 235V234H259ZM263 235V233L261 234V236ZM211 236V235H210ZM245 236L243 237V240L245 239ZM52 237V236H51ZM234 237V236H233ZM247 237H249V234H248V236ZM147 238V237H146ZM210 239V238H209ZM227 239V238H226ZM242 239V238H241ZM262 239V238H261ZM50 240V239H49ZM211 240V239H210ZM233 240V239H232ZM160 241V240H159ZM242 241V240H241ZM262 241V240H261ZM126 242V241H125ZM128 242V241H127ZM215 242V241H214ZM235 242V241H234ZM243 242V241H242ZM184 244V243H183ZM204 244V243H203ZM207 244V243H206ZM235 244V243H234ZM124 245V244H123ZM192 245V244H191ZM195 245H196V243H195ZM251 245V244H250ZM58 246H60V245H58ZM203 246V245H202ZM216 246V245H215ZM230 246V245H229ZM243 246V245H242ZM252 246V245H251ZM87 247V246H86ZM192 248V247H191ZM196 248H198V247H196ZM245 248V247H244ZM248 248H249V245H248ZM158 249V248H157ZM216 249V248H215ZM84 250V249H83ZM94 250V249H93ZM154 250V249H153ZM195 250V249H194ZM237 250V249H236ZM250 250V249H249ZM251 250H253L252 248H251ZM157 251V250H156ZM159 251V250H158ZM263 251V250H262ZM83 252V251H82ZM198 252V251H197ZM249 252V251H248ZM259 252V251H258ZM261 252V251H260ZM260 252H259V254H260ZM192 253V252H191ZM257 253V252H256ZM255 253V254H256ZM156 254V253H155ZM189 254V253H188ZM214 254V253H213ZM212 254V255H213ZM240 254V253H239ZM241 254H243L244 255V253H241ZM254 254V255H255ZM259 254H258V256H259ZM242 255V256H243ZM154 256V255H153ZM195 256H196V254H195ZM76 257V256H75ZM167 257H168V255H167ZM246 257V256H245ZM248 258H250V257H248ZM248 258H247V260H248ZM253 258V257H252ZM251 258V259H252ZM164 259V258H163ZM236 258H234V260H235ZM256 259V258H255ZM191 260H193V259H191ZM233 260V261H234ZM238 261V260H237ZM236 261V262H237ZM250 261V260H249ZM145 262V261H144ZM235 263V262H234ZM52 264V263H51Z\"/></svg>","mask_w":264,"mask_h":264}]
</instances>
